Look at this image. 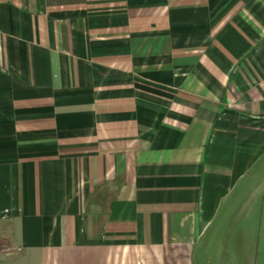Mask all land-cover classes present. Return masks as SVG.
I'll return each instance as SVG.
<instances>
[{"label":"crops","instance_id":"obj_1","mask_svg":"<svg viewBox=\"0 0 264 264\" xmlns=\"http://www.w3.org/2000/svg\"><path fill=\"white\" fill-rule=\"evenodd\" d=\"M262 194L264 0H0V264H264Z\"/></svg>","mask_w":264,"mask_h":264},{"label":"rangeland","instance_id":"obj_2","mask_svg":"<svg viewBox=\"0 0 264 264\" xmlns=\"http://www.w3.org/2000/svg\"><path fill=\"white\" fill-rule=\"evenodd\" d=\"M262 202L263 205V215H264V194H262L259 199H258V203H259V208H258V212L257 214H260V203ZM264 226V225H263ZM264 231V229H263ZM259 234V222H257L256 224V236H255V241H256V237ZM256 244V242L254 243V245Z\"/></svg>","mask_w":264,"mask_h":264}]
</instances>
